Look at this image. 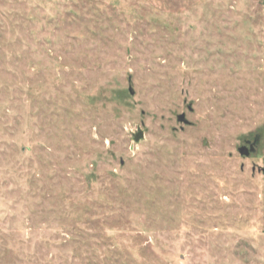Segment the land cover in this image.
Returning a JSON list of instances; mask_svg holds the SVG:
<instances>
[{
	"label": "rangeland",
	"instance_id": "374dc122",
	"mask_svg": "<svg viewBox=\"0 0 264 264\" xmlns=\"http://www.w3.org/2000/svg\"><path fill=\"white\" fill-rule=\"evenodd\" d=\"M258 168L264 0H0V264H264Z\"/></svg>",
	"mask_w": 264,
	"mask_h": 264
},
{
	"label": "water",
	"instance_id": "95a60500",
	"mask_svg": "<svg viewBox=\"0 0 264 264\" xmlns=\"http://www.w3.org/2000/svg\"><path fill=\"white\" fill-rule=\"evenodd\" d=\"M178 121L182 122V123H186L185 119H184V116L183 115H180L178 117ZM141 138V135H137V137L135 138L136 141H138L139 139ZM239 153L240 155H244L246 156L248 153L244 150V148H240L239 149Z\"/></svg>",
	"mask_w": 264,
	"mask_h": 264
},
{
	"label": "flooded vegetation",
	"instance_id": "af4514ba",
	"mask_svg": "<svg viewBox=\"0 0 264 264\" xmlns=\"http://www.w3.org/2000/svg\"><path fill=\"white\" fill-rule=\"evenodd\" d=\"M245 151H246V149H244ZM247 152V151H246ZM257 172H259V173H263L264 174V168H258L257 169Z\"/></svg>",
	"mask_w": 264,
	"mask_h": 264
}]
</instances>
